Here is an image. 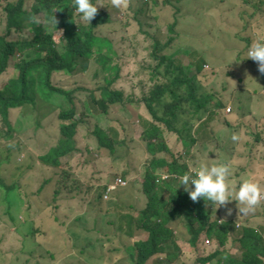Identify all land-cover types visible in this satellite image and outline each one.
I'll list each match as a JSON object with an SVG mask.
<instances>
[{
	"label": "trees",
	"instance_id": "trees-1",
	"mask_svg": "<svg viewBox=\"0 0 264 264\" xmlns=\"http://www.w3.org/2000/svg\"><path fill=\"white\" fill-rule=\"evenodd\" d=\"M105 1L106 4L102 5L114 8L111 0ZM182 2L174 1L177 5ZM200 2L206 8L210 1ZM141 3L134 15L130 5L125 6L124 16L117 22L112 21L105 7H100L90 24L81 21L79 14L75 13L73 0H0V135L11 139L21 113L27 109L38 111L43 106L57 113L58 139L39 155L38 160L33 161L29 157L25 160L27 169L21 181L29 185L38 182L44 186L59 181L62 188L55 189L63 194L64 204L55 208L63 212L56 210L61 216L53 222L58 224L51 225L44 232L47 236L53 233V228H57L62 241L68 238L71 246L70 234L74 244L73 249L67 248L70 254L63 260H60L61 255L54 257L53 250L40 252L29 247L32 238L39 237H35L36 227L32 220L21 212L22 206L31 202L30 191L22 189L18 180L9 184L5 179L7 169L18 161L0 159V165H5L0 166L5 173L0 176L3 202L11 211L14 204L12 198L17 199L19 209L18 215L13 217L17 221L13 223L16 233L21 231L26 235L24 238L18 236L13 243L10 241L4 252L6 255L14 252L24 264L47 261L50 254L53 258L51 264H98L101 258L89 253V250L97 243L113 239L107 230L110 225L119 228L121 233L134 234L136 229L146 232L145 237H132L130 258L133 264H152V261L155 264L177 263L185 250L194 252L195 264H264L263 234L246 224L239 227L231 215L223 219L220 208L215 209L210 203L206 205L203 199L193 202L184 189H177L178 177L188 170L184 161L187 152L200 151L193 159L196 165L229 163L233 173L231 180L236 186L241 177L254 179L255 174L250 173L252 162L259 160L239 159L237 153L230 154L237 148L229 149L220 142L222 134L231 132L241 134V141L244 140L248 125L238 120V114L232 111L241 107L242 100H225L216 88V83L221 80L219 72L207 70L208 58H199L198 53L187 46L188 26L184 17L179 15L180 7H176L173 22L167 26L172 34L181 37L180 44L175 45L174 37L166 42L154 41L148 53L149 64L143 68L148 72L147 80L143 82L144 75L138 74L140 81L131 93L117 89L123 67L115 60L121 55L115 49L112 36H107L104 31L112 26L116 28V34L125 33V39L140 35L136 26L139 15L148 8V17H151L161 7L160 0H142ZM211 8L212 5L206 10L199 9L196 22L201 14L210 15ZM76 18L82 23L77 25ZM92 69L94 76H104L96 90L85 89L79 80ZM59 76L69 77L73 83L62 87L56 81ZM231 76L242 90V79L236 74ZM227 91L225 88L224 92ZM76 101L81 104L79 118ZM137 103L144 106L148 115L139 116L136 129L132 132L146 143L151 156L149 164L134 152H127L131 145L125 137L128 133L125 124L108 116L111 107L127 108L128 104ZM100 118L106 123L103 124ZM80 125L81 128L83 125L89 128V136L83 142L87 148L93 146V151L89 152V160L86 163L80 161L74 171L63 161L76 151L86 153V146H81L77 136ZM256 133L255 142L259 145L263 142V137L260 140L262 132L257 128ZM176 136L179 144L177 153H174L168 144V137ZM232 136L230 141H233ZM257 146H253L248 155ZM123 148L126 153L119 155ZM96 150L106 157H116L117 164L111 163L112 175L119 174L127 180L138 170L143 182L142 190L149 199L145 207L139 208L130 202L127 195L125 197L124 186H119L121 188L117 193L106 199V193L117 177L111 182L106 180L96 190L90 186L89 183L94 180H105L95 157ZM80 160L86 159L83 157ZM241 161L244 162L242 166ZM88 166L92 169L88 170ZM124 167L126 171L122 172ZM163 176L168 179H162ZM17 178L20 180L19 176ZM75 190L78 195H89L88 205L79 208L73 203V197H78L72 195ZM51 191L52 187L43 191L41 196L46 197ZM66 200L70 204H65ZM87 207L93 214V221L90 224L83 221L76 238L73 222L84 218ZM106 214L112 216L105 223ZM18 216H25L28 221L19 220ZM213 229L215 243L208 248L205 239ZM184 231L186 235H183ZM40 232L43 231L40 229ZM38 252L44 256L36 258ZM17 257H14V262L20 263Z\"/></svg>",
	"mask_w": 264,
	"mask_h": 264
},
{
	"label": "rangeland",
	"instance_id": "rangeland-1",
	"mask_svg": "<svg viewBox=\"0 0 264 264\" xmlns=\"http://www.w3.org/2000/svg\"><path fill=\"white\" fill-rule=\"evenodd\" d=\"M125 1L126 3H123V6L119 9L105 7L106 12L110 14L113 22L119 21L124 16V11L127 9L124 8L125 6L128 7L130 5L131 14L134 15L139 10V6L142 5V0H124V2ZM147 1L148 0H145V2ZM150 1L151 0H149V2ZM169 1L171 4H169ZM174 1L175 0H160L161 7L157 8L151 17H148V8H146L138 17L139 23L136 24V26L137 33H140V35L137 37L125 39V33L116 34L115 27H106L104 33L107 36H112L111 40L113 41L115 49L121 55L120 58H116L115 60V62L120 63L123 67L122 79H120L117 89L131 93L132 89H134L140 81V78L137 76L138 74L144 75L142 79L143 82L147 80L149 75L147 71H143V68H145V64H149L148 53L152 48L154 41L160 40L161 42H166L172 37H179L172 34L167 26L173 22V14L177 13L176 7H180L181 11L179 12V15L184 17V22L188 26L186 32L187 46L189 49H192L194 53H198L199 58L201 56H206L208 58L206 61V67L208 66L209 69L207 70H215L219 72L222 81L220 80L216 83V88L222 94L223 98L229 101H231L232 98H241V105L244 106L243 109L239 107L235 110L232 109V111L238 114V120H242L248 125L245 127L246 134L243 138L244 140L241 141V134L231 132L229 134H222L220 142L224 143L229 149H238L230 152V154L237 153L239 159L246 158L250 161L259 159L262 161V166L264 168V78H258V65H251L246 59V53L251 43L254 40L262 39L250 37L253 29L252 26L256 27L258 31L264 32V0L263 2L262 0H225V2L209 0V5L206 8L200 1L206 2L207 0H183V2L178 5L174 3ZM106 2L107 1L105 0H100L101 4H106ZM210 5H212L210 10L211 18L203 19L199 23H196V20L191 18V12L204 8V10H206ZM75 23L79 25L82 22L76 18ZM249 25L251 27L248 28ZM227 28L228 30H226ZM246 28H248L247 31L245 30ZM26 35L28 36L29 34L27 33ZM246 35L249 37H239ZM14 37H16V35ZM179 44L180 42L177 43V45ZM237 69L244 70L246 74V77L242 78V90H239L237 80L231 76V74ZM236 75L238 77L241 76L239 73ZM103 77V74L97 77L94 76V69H92L90 73H86L79 77V80L85 89L96 90L102 83ZM56 81L62 87H69L71 83H73L72 79L66 76H59ZM225 85L229 88L225 87ZM225 88L228 89L227 92H224ZM82 96H85V94ZM62 105L64 106V103ZM76 106V115L79 118L81 112V104L79 101H76ZM42 107L43 106H41L38 111L27 109L21 113L16 128L14 127L15 130L11 133V139L6 138L2 134L0 135V159L18 161L7 169L5 175L6 181H8L9 184L14 180L20 181L22 189L30 191V196H38L37 199L41 201L36 202L35 204L31 201V203L23 205L21 208V212L26 213L36 227L34 230L35 237L39 236V238H37L39 245H32V250L40 252L53 250L55 252L54 257L58 258L59 255H61L64 259L70 253L66 251L63 245L59 230L53 228V233L47 237L44 232V230L49 229L51 225L58 224L53 222V219L58 220V217L61 216L57 213V208H55V206L61 204L62 201V194L55 191V188H62L59 185V181L56 184H45V186L38 182L29 185V183L24 184L23 181H21L25 178L24 174L27 169V163L25 160L28 159V157L33 161L38 160L39 155L46 152L45 150L58 139V115L57 113L50 112L46 107H43V109ZM118 109L119 106L111 107L108 116L110 118L120 119L125 124L128 130L125 137L131 145V149H127V152H134L137 157L140 156L141 159H146L147 164H149L151 156L147 151L146 143L136 135L134 136L132 132V129H136L139 116L148 115L146 109L139 103L135 105L128 104L127 108ZM46 116L47 118L44 119ZM100 121L103 124L106 123L103 118H100ZM257 128L262 132V135L259 134L260 140L263 137V142L259 145L255 142L258 135L256 133ZM233 134L237 135L239 139L236 141H230ZM77 136L82 142L81 146L83 148L86 146V153L76 151L72 155L67 156L63 161V164L71 165L70 168L74 171L79 166L80 161L86 163V161L89 160V152L93 151V146L87 148V144L83 142L84 139L89 136V128L86 125H83L82 128L80 125ZM168 144L172 147L174 153H177L179 144L177 136L175 138L168 137ZM253 146L257 147L251 150V154L248 155ZM125 153L126 149L123 148V152L119 155H124ZM187 156H189V152H187ZM83 157L86 160H80ZM95 157L99 158V167L103 173L104 181L107 180L111 182L115 177L119 176V174H111V172H113L111 163L117 164L116 157H106L104 153H101L99 150L95 151ZM127 160H129V156ZM169 161H172L171 158H169ZM19 162L22 163L19 165ZM243 164L244 162L241 161L240 165L242 166ZM0 166L3 167L5 165L1 164ZM92 166H88V170H91ZM124 171H126L125 167L122 172ZM3 174L5 173L0 169V176H3ZM18 176L20 180L17 178ZM257 178L261 181L259 177ZM127 179L129 180L125 181V187L128 186L125 197L127 195L129 201L132 203L136 202L135 199L140 198L141 201L139 202V205L145 207L149 199L142 190L143 182L140 181L138 170L131 178L128 176ZM89 184L94 190L103 185L95 182ZM51 187V193L46 197H42L41 193L47 191L48 188ZM119 189L120 188H117L106 193L108 198H111L116 194ZM138 189L141 190L139 191ZM128 194H134L135 199L128 196ZM3 199L4 198L0 193V264H24L14 252H11L9 255H6L4 252V247L10 241L13 243L18 236L24 238L26 235L21 231L16 233V226L13 223L14 220L17 221V219L13 218L18 215L17 210L19 209V206H16L17 199L15 197L12 198L14 204L11 211H9V206L3 202ZM76 201L79 206L88 205L89 195L86 197L85 195H80V197H77ZM50 205L52 207L45 210ZM227 207L232 209V219L234 222H237L240 227H242L243 223L246 221H250L255 225L262 219L263 224L260 229L262 230V233H264V205L261 209H255L246 215L238 214L235 201L229 203ZM260 214H262L260 218L251 217L259 216ZM86 215H88L87 217L89 218H86L85 223L90 224L92 222L91 215L89 212H86L85 216ZM220 215L223 219L228 218L229 215L227 214L226 208H220ZM111 216L112 214H106L104 222L106 223L107 218H110ZM18 219L28 221L25 216H18ZM81 224L76 223L78 226H81ZM40 229L43 232H40ZM107 230L110 233V237H113V239L105 240L104 243H100L101 245L99 243L95 244L94 247L89 250V253L101 258V261H99L98 264H133L130 258V249L133 246L132 236L137 235L145 237L146 232L136 229L134 234L121 233L119 228L116 229L114 226L110 225L107 226ZM214 231L215 229L209 234L210 238ZM186 234L187 233L184 231L183 235ZM105 244L106 246L102 247ZM182 245L184 246L185 244L182 243ZM40 252L35 254L36 258L40 255L44 256V254ZM193 253L192 251L185 250L184 254L181 253L179 256L177 263L169 261L168 264H195ZM14 257H17L20 263L14 262ZM52 259L53 258L50 254L49 260H42L39 264H51ZM151 263L155 264L153 261Z\"/></svg>",
	"mask_w": 264,
	"mask_h": 264
},
{
	"label": "clouds",
	"instance_id": "clouds-1",
	"mask_svg": "<svg viewBox=\"0 0 264 264\" xmlns=\"http://www.w3.org/2000/svg\"><path fill=\"white\" fill-rule=\"evenodd\" d=\"M112 6L114 8H121L123 6L124 0H111ZM73 8L75 13H78L80 16L81 21H85L91 24V21L96 17L98 10L100 7H105L104 5L100 4L98 0H73ZM199 10H195L191 12V18L197 20ZM211 18L209 14H201L199 20L196 23L201 22L203 19ZM251 27L250 25L248 28ZM252 32L250 38H262L260 40H254L251 45L248 47L246 56L247 61L251 65H258V78H264V32L258 31V29L252 26ZM246 28L245 30L247 31ZM228 30V28L226 29ZM249 37V36H245ZM175 45L180 42V37H174ZM191 48V46H190ZM239 73L241 76L240 79L245 78L246 74L244 70L237 69L234 71L233 74ZM243 105H241V109H243ZM239 137L235 134L232 136V140L236 141ZM200 151H193L192 153L187 156L185 155L184 161L187 165L188 170L178 177V188L183 186V189L186 193H188L190 199L193 202H199L201 199L204 200L206 205L211 204V206L215 209H219L221 207L226 208L227 214H232V209L228 208V204L235 201L236 208L238 210V214H248L249 212L254 211L255 209H261L264 205V181L259 176H254L252 178H245L241 177L238 186H236L233 181L231 180L232 177V168L229 163L227 162H219L214 164H207V163H199L195 164L193 162L194 157H196ZM97 158L96 160H98ZM260 161V160H258ZM256 163L255 162H252ZM262 163V162H261ZM263 165V164H262ZM262 169L263 166H261ZM259 177L261 181L257 178ZM121 177L116 178L117 179ZM162 179L167 180V176H163ZM124 180V179H123ZM126 181V180H125ZM111 183V185L116 184ZM110 185V186H111ZM119 186H124V184H118L115 189ZM114 189V190H115ZM56 192H58L55 189ZM59 193V192H58ZM62 199V197H61ZM109 199V198H106ZM31 201L33 202H41L39 199L36 198V195L31 196ZM31 203V202H30ZM218 206V207H217ZM90 213V211H87ZM262 214L259 216H251L252 218H260ZM88 215L79 221L81 224L85 220ZM93 221V219H92ZM250 228H253L256 232H260L263 234V244H264V233L260 229L261 225L263 224V220L261 219L259 223L252 224L249 221L245 223ZM238 225V224H237ZM81 227V226H80ZM240 227V226H239ZM75 228V233H77V227ZM215 233V231H214ZM214 233L212 237L208 235L205 239L206 246L208 248L212 247L215 243L214 241ZM37 244V238H32L30 248L32 245ZM32 249V248H31ZM101 261V260H100Z\"/></svg>",
	"mask_w": 264,
	"mask_h": 264
},
{
	"label": "crops",
	"instance_id": "crops-1",
	"mask_svg": "<svg viewBox=\"0 0 264 264\" xmlns=\"http://www.w3.org/2000/svg\"><path fill=\"white\" fill-rule=\"evenodd\" d=\"M97 162H98V164H99V161L97 160ZM262 161H256V163H253V166H252V168H251V170H250V173L252 174V175H254L255 174V176H259L260 178H262V180L264 181V169H262L261 168V166H262V163H261ZM99 166H100V164H99ZM100 168V167H99ZM132 177V176H131ZM131 177H129V178H131ZM129 179H127L126 181H128ZM178 180V179H177ZM93 182H95V183H97V184H104L105 183V181H102V182H98V181H96V180H94ZM177 184H178V182H177ZM128 187V186H127ZM127 187H125V192H127ZM121 188V187H120ZM181 188L183 189V187L181 186ZM139 190V189H138ZM73 196H78V197H80V195H78V191L77 190H75L74 191V193L72 194ZM38 196H36V198H37ZM61 197H63V194L61 195ZM86 197V196H85ZM132 198H134V194H132V196H131ZM76 199H77V197H73V203H76L77 205H78V207L79 208H81V207H83L84 205H82V206H79V204H78V202L76 201ZM135 199V198H134ZM136 200V202L134 203V204H136L139 208H143V207H141L140 205H139V202L141 201V199L140 198H137V199H135ZM36 202H34V204H35ZM61 203H63L64 204V202L63 201H61ZM65 204H70V201L69 200H66L65 201ZM25 205H28V204H25ZM50 207H52L51 205L47 208V209H45V210H48V209H50ZM57 209H59L60 211H62L60 208H57ZM87 211H88V207H87ZM86 211V209L84 210V213H86L87 212ZM90 211V210H89ZM63 212V211H62ZM90 217H91V220L93 219V214H92V212L90 211ZM221 216V215H220ZM89 218V217H88ZM55 223H58V222H56V221H54ZM76 223H79V221H74L73 222V224H74V226L75 227H77V233H75V236H76V238H77V236H78V233H79V230H80V226H78V225H76ZM54 225H56V224H54ZM144 232V231H143ZM48 236V235H47ZM46 236V237H47ZM134 237H136L137 235H133ZM132 236V237H133ZM69 237H70V241H71V246H69V244H68V238L67 239H65L64 241H63V245H64V247H65V249H66V251L67 252H69L68 250H67V248L68 247H70V248H72L73 249V237L69 234ZM143 237V236H142ZM39 238V237H38ZM60 260H63V258H62V256H61V258H60ZM32 264H36V261H34ZM53 264H55V262H53Z\"/></svg>",
	"mask_w": 264,
	"mask_h": 264
},
{
	"label": "built area",
	"instance_id": "built-area-1",
	"mask_svg": "<svg viewBox=\"0 0 264 264\" xmlns=\"http://www.w3.org/2000/svg\"><path fill=\"white\" fill-rule=\"evenodd\" d=\"M118 184H124L125 185V180H123L122 178H118L116 184L111 185L109 187L107 193L113 191L117 187ZM105 197L108 198V195L106 194Z\"/></svg>",
	"mask_w": 264,
	"mask_h": 264
}]
</instances>
